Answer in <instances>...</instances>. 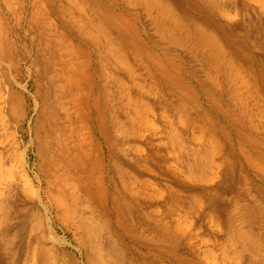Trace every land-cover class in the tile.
I'll list each match as a JSON object with an SVG mask.
<instances>
[{"label": "bare ground", "instance_id": "obj_1", "mask_svg": "<svg viewBox=\"0 0 264 264\" xmlns=\"http://www.w3.org/2000/svg\"><path fill=\"white\" fill-rule=\"evenodd\" d=\"M263 24L264 0H0V122L10 115L17 132L12 82L28 56L38 78L52 73L40 114L57 124L66 177L49 210L87 264H146L135 246L183 263L189 210L204 200L216 223L205 254L264 264V189L250 175L264 180ZM2 159L10 263L71 264L47 209L26 214L23 253L12 249Z\"/></svg>", "mask_w": 264, "mask_h": 264}, {"label": "rangeland", "instance_id": "obj_2", "mask_svg": "<svg viewBox=\"0 0 264 264\" xmlns=\"http://www.w3.org/2000/svg\"><path fill=\"white\" fill-rule=\"evenodd\" d=\"M11 21L6 17L4 23L8 24ZM245 22L247 21L245 20ZM243 27L245 26L243 25ZM244 31H247V29L244 28ZM3 36L14 38L7 33H4ZM25 41V38L21 37V43ZM28 50H30L29 45ZM2 65L3 67L5 66V64ZM18 69V77L14 83L12 82L14 84L13 89L23 101V106L16 110L15 115V118L19 119L17 132L14 131V121L10 115L9 121L5 125L0 122V156L3 158L1 160L2 173L13 183V188L8 198V202L11 205V224L7 231L12 236L13 234L16 235L14 241H12V249L20 252L19 254L23 253L29 229V215L34 209L40 213L46 212L45 209H47V213L51 218L52 231L66 241L65 246L59 245L60 255H64L66 259L71 260V264H87L82 253L78 250L77 241L72 234L73 230H67L61 226L62 224L49 210L53 202L52 197L59 193L60 184L57 179L66 177L62 169L54 170L56 159L59 160L58 151H61L59 150L61 145L58 140L57 124L55 125L52 122V117L48 112L40 114L43 103L42 93L48 94V84H52L48 78L52 73H47L45 76L38 78L34 67H30L28 56L19 58ZM4 81H6L5 78H0V82L3 83ZM38 85H40L41 97L39 98L38 107L35 108L34 103L37 99L36 89ZM49 88L52 91V88ZM209 113L216 120V113L214 111H209ZM146 151H149L148 147ZM255 174V171L250 173L251 176L254 175V180L258 185L264 189V180L256 177ZM68 175L70 176L71 172H68ZM40 177L43 182L39 190L38 181ZM199 186L211 187L210 184H201ZM212 193L213 199L216 200V190ZM208 205L209 202L204 200L200 206L189 210L187 223L185 224L187 234L184 235L181 241V250L184 256V262L181 264H224L220 260H216V257L207 256L204 251L213 240L210 234L216 232L214 219H205L203 217V212L212 209V204ZM88 214L90 215V213ZM132 217L135 219L137 215L132 212ZM62 219L63 222H66L71 220V216H64ZM189 234H191L192 238H189ZM135 249L140 258L145 260L146 264L157 263L158 258L153 251L147 248L142 249L138 246H135ZM9 259L11 258L8 249L4 247V243L0 240V264H11ZM136 263L141 264V261ZM226 263L232 264L231 262ZM12 264L18 263L12 261Z\"/></svg>", "mask_w": 264, "mask_h": 264}]
</instances>
